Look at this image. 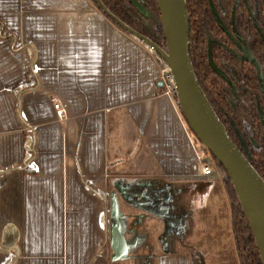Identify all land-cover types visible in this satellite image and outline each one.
<instances>
[{
    "label": "crops",
    "instance_id": "0c3cea01",
    "mask_svg": "<svg viewBox=\"0 0 264 264\" xmlns=\"http://www.w3.org/2000/svg\"><path fill=\"white\" fill-rule=\"evenodd\" d=\"M0 24V264H191L162 251L181 224L154 200L193 187L218 213L220 186L198 174L155 57L93 0H0Z\"/></svg>",
    "mask_w": 264,
    "mask_h": 264
},
{
    "label": "water",
    "instance_id": "95a60500",
    "mask_svg": "<svg viewBox=\"0 0 264 264\" xmlns=\"http://www.w3.org/2000/svg\"><path fill=\"white\" fill-rule=\"evenodd\" d=\"M164 45L159 46L149 37L137 32L114 16L101 2L93 0L96 7L118 28L151 50L168 69L172 77L173 97L190 132L225 171L236 194L238 203L248 223L261 264H264V177L251 164V154L242 144L243 152L233 143L223 124L202 92L190 60V27L185 0H155ZM132 8L146 16L143 0H131ZM209 66L213 65L209 53ZM158 87L163 86L159 80ZM118 204L111 200L109 240L113 260L126 256L128 245L120 234L117 223Z\"/></svg>",
    "mask_w": 264,
    "mask_h": 264
},
{
    "label": "flooded vegetation",
    "instance_id": "af4514ba",
    "mask_svg": "<svg viewBox=\"0 0 264 264\" xmlns=\"http://www.w3.org/2000/svg\"><path fill=\"white\" fill-rule=\"evenodd\" d=\"M193 2L188 0L191 23L200 33L206 61L217 84L214 99L223 112V126L233 143L242 152L244 144L251 160H257L261 150L256 144L264 139V0ZM143 7L146 16L134 9L136 13H132L129 7L124 12L133 25L146 33V20L142 19L149 14L145 3ZM155 36L149 35L156 42ZM209 53L219 73L209 66Z\"/></svg>",
    "mask_w": 264,
    "mask_h": 264
},
{
    "label": "rangeland",
    "instance_id": "374dc122",
    "mask_svg": "<svg viewBox=\"0 0 264 264\" xmlns=\"http://www.w3.org/2000/svg\"><path fill=\"white\" fill-rule=\"evenodd\" d=\"M129 10L134 14L136 13L131 7H129ZM147 11L149 15L146 17V19H142L144 20V22L146 20V27H144V29H146L145 34L147 35V37H149V35H156L155 37L157 38V41L154 42L159 46H163L164 39L161 26L159 24V15L157 17L155 11L150 7H148ZM152 55L157 60V55H155L154 53ZM160 88L164 90V85ZM178 112L180 114V111ZM181 119L186 127L187 132L190 135V139L193 141L196 150L200 149V146L198 145L199 143L195 140L194 135L189 131L188 126L186 125L182 116ZM207 154L210 157L209 163L213 165V159L211 158V155L209 153ZM260 157H258V159L254 161L255 164H257V161H259ZM213 170L214 176L212 177V179H216L214 183L218 184L223 190L222 192V190L218 188L219 191L217 190L216 193H218V195L220 196H215V200L218 202L220 201V205L218 204V213L211 212L214 210V203L211 200H204L202 196L198 197L193 195L195 194L192 192L194 191L193 187L188 188L187 186H185V188L184 186H180V191L174 193V198H172V200L169 199V201L161 196V192H158V195H160L161 197L154 201L159 203L157 204V207L162 213L161 216H165L164 218H168L175 224H179V222L181 224L180 228L174 226V228L166 229L172 231L175 235H177L176 241L178 243V247L173 249L167 239L165 243L166 245H162V251H176L185 253L191 259V264H240V259L237 255L238 246H236V244L239 243L242 248V243L240 240L239 242H236V235L233 236L231 232L232 228L229 227L230 222H232L231 216L228 213V207H230L231 209V202L229 196L227 195V191L225 189L223 181L224 179L221 176V173L218 174L215 171L214 167ZM213 180L211 181L212 183L208 184L209 188L214 185ZM190 192L192 193V195H190ZM207 193L208 191L206 190L205 194ZM176 194L178 195L177 198L175 196ZM118 213L124 214L125 212L123 211V209H120V211L118 210ZM168 224L170 225V221H168ZM172 246L176 247L175 244ZM126 261L127 260L123 261V263L120 264H127L128 262Z\"/></svg>",
    "mask_w": 264,
    "mask_h": 264
},
{
    "label": "trees",
    "instance_id": "16d2710c",
    "mask_svg": "<svg viewBox=\"0 0 264 264\" xmlns=\"http://www.w3.org/2000/svg\"><path fill=\"white\" fill-rule=\"evenodd\" d=\"M143 1L145 3V6L152 8L158 17V11L156 9V1L155 0H143ZM190 1H191V4H194L193 0H190ZM101 2L114 16L119 18L122 22L129 25L131 28L138 31L139 33L146 35L144 32H142L143 30L138 29L135 25L132 24L131 20L127 17L126 13L124 12V11H127L128 6L132 8V4L130 0H101ZM185 3H186V9L188 11L187 13L189 15L188 18L190 19L191 32H190L189 53H190V60H191V64H192V67L195 73V77L207 101L209 102L211 108L214 110L220 122L225 126L223 112L222 110L219 109L214 99L217 84L208 67L206 56H205V51L202 48V44H201L200 33L197 30L196 26H194L191 23V13H190L191 6L190 4L188 5V0H185ZM1 29L2 27L0 24V30ZM27 77L30 78V74L29 75L27 74ZM30 84L31 83H28V85ZM18 90L19 88L15 89V91H18ZM256 145L261 150V157L259 161H257V164H255L254 163L255 160L252 159L251 164L253 165L255 170L258 172V174L261 177H264V139L261 140V142H257ZM212 162H213V167L215 168V171L218 174L221 173V176L224 179L223 181H224L225 189L227 191V195L229 196V199L231 202V209H230L231 219H232V225H231L232 230L231 231H232L233 236L236 235L235 236L236 242H239L240 240L242 243V248H241V245H239V243L236 244V246H238L237 255H238V258L240 259V264H261L256 247L254 245V241H253L250 229L248 227V223L238 203V200L234 192V189L231 185V182L228 179L223 168L220 166V164L214 159L212 160Z\"/></svg>",
    "mask_w": 264,
    "mask_h": 264
},
{
    "label": "built area",
    "instance_id": "2783aa9c",
    "mask_svg": "<svg viewBox=\"0 0 264 264\" xmlns=\"http://www.w3.org/2000/svg\"><path fill=\"white\" fill-rule=\"evenodd\" d=\"M148 51L151 54H153L151 50L148 49ZM157 63H158V68H159V73H160V81H162L164 85V92L167 96H170V98L173 100V103L177 111H179L178 105L173 97L172 86H171L173 82L172 77L168 73V69L164 66V64L158 58H157ZM54 109H55V113L58 119L63 120L64 118H66V112L58 101H55ZM189 138H190V135H189ZM191 142H192L193 149L196 155V161H197V166H198V169L197 168L196 169H197L198 174L204 177L211 176L214 173V170H213V165L209 163L210 157L207 154L208 153L207 150L198 141L197 142L199 143L198 145L200 146V149L196 150L192 140Z\"/></svg>",
    "mask_w": 264,
    "mask_h": 264
}]
</instances>
